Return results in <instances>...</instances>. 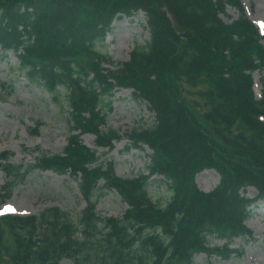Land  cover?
Listing matches in <instances>:
<instances>
[{"label":"trees","instance_id":"16d2710c","mask_svg":"<svg viewBox=\"0 0 264 264\" xmlns=\"http://www.w3.org/2000/svg\"><path fill=\"white\" fill-rule=\"evenodd\" d=\"M227 7L238 11L230 22L220 16ZM139 10L149 38L127 61L113 60L99 45L119 14ZM262 39L240 0H0V52L15 54L29 83L55 102L64 99L72 122L63 151L39 152L20 178L21 166L0 152L3 196L38 168L76 176L86 202L77 219L58 207L0 217V264H59L64 256L75 264H192L198 253H240L229 241L252 234L244 220L264 198V90L257 99L252 75L264 69ZM122 87L155 116L128 134L127 149H151L146 171L131 176L117 175L111 160L98 162L81 141L89 132L97 146L112 149L121 139L103 126ZM205 168L219 174L208 191L195 181ZM153 180L169 190L163 204L149 193ZM248 186L257 190L252 197ZM98 187L127 203L121 217L97 213ZM212 236L223 242L210 245ZM89 242L91 251L78 256Z\"/></svg>","mask_w":264,"mask_h":264},{"label":"rangeland","instance_id":"374dc122","mask_svg":"<svg viewBox=\"0 0 264 264\" xmlns=\"http://www.w3.org/2000/svg\"><path fill=\"white\" fill-rule=\"evenodd\" d=\"M242 1L249 9V17L264 29V0ZM220 16L224 21L230 22L238 16V11L234 7H227L226 12L220 13ZM111 26L99 47L113 60L127 61L134 45L149 38L142 11L133 15L119 14ZM16 65L17 59L13 52L7 55L0 52V84H5V89L0 90V152L11 153L9 162L21 166L18 174L20 178L24 168L34 163L39 152L53 154L63 151L72 123L67 102L64 99L55 102L45 89L29 83ZM253 77L255 95L259 98L264 90V69L255 70ZM110 101L112 110L108 113L103 128L110 127L119 131L121 139L115 141L112 149H107L97 146L95 135L88 132L81 135L82 143L96 150L99 155L98 162L111 160L114 172L119 176H131L146 171L151 149L146 145L129 149L126 146L131 143L128 137L130 130L150 125L155 119L154 112L146 101L136 99L129 87L116 90ZM36 125L37 132L34 130ZM195 179L209 190L218 183L219 175L212 168L204 169L196 174ZM5 180L6 176L0 169V207L4 201L12 203L18 209L16 214L38 215L47 208L58 207L72 219H77L86 205L78 189V178L69 173L58 174L52 170L34 168L27 173L26 180L12 187L9 196H3L8 189L7 186L3 189ZM148 190L152 198L162 204L169 197V190L162 181L153 180L148 184ZM255 193L254 187L249 186L246 189L249 196ZM93 198L97 200L96 211L100 216L121 217L127 207L116 191L108 187L95 188ZM245 223L252 234L229 241V246L238 247L240 253L225 258L198 253L193 264H264V198L253 205ZM76 235L81 237L80 232ZM5 236L11 237L9 233ZM222 242V239L215 236L209 240L210 245ZM93 247L89 242L78 256L91 251ZM59 264H75V257L64 256Z\"/></svg>","mask_w":264,"mask_h":264},{"label":"bare ground","instance_id":"6f19581e","mask_svg":"<svg viewBox=\"0 0 264 264\" xmlns=\"http://www.w3.org/2000/svg\"><path fill=\"white\" fill-rule=\"evenodd\" d=\"M197 182H198V185H199L202 189H206V187L202 186V185L199 183V181H197Z\"/></svg>","mask_w":264,"mask_h":264}]
</instances>
